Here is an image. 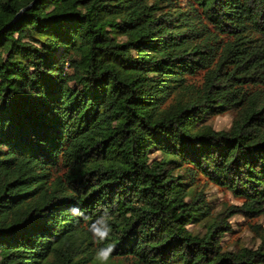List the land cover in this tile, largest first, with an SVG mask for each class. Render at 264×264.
<instances>
[{"label": "trees", "instance_id": "obj_1", "mask_svg": "<svg viewBox=\"0 0 264 264\" xmlns=\"http://www.w3.org/2000/svg\"><path fill=\"white\" fill-rule=\"evenodd\" d=\"M236 216L259 244L224 246ZM108 244L109 264H264V0H0V264Z\"/></svg>", "mask_w": 264, "mask_h": 264}, {"label": "rangeland", "instance_id": "obj_2", "mask_svg": "<svg viewBox=\"0 0 264 264\" xmlns=\"http://www.w3.org/2000/svg\"><path fill=\"white\" fill-rule=\"evenodd\" d=\"M212 124L218 130L232 129V116L227 113L215 116L212 120ZM2 170L7 171L10 178H14L17 174L13 166L4 167L2 168ZM76 170L77 167L70 170V172ZM205 190L208 193V197L211 199L217 209L221 208V205L223 204L233 205L240 204L242 202L241 199L235 198L229 191L215 187L213 185L205 186ZM251 216L254 217V215ZM251 219L242 216L234 217V231L224 238V246H227L229 249H239L245 246H255L259 244L262 238V232L256 231L255 228H253L258 220ZM117 264L132 263L130 261H123Z\"/></svg>", "mask_w": 264, "mask_h": 264}, {"label": "clouds", "instance_id": "obj_3", "mask_svg": "<svg viewBox=\"0 0 264 264\" xmlns=\"http://www.w3.org/2000/svg\"><path fill=\"white\" fill-rule=\"evenodd\" d=\"M68 211H70L73 216L83 215L78 207H73ZM88 231L96 241L104 242L109 239L112 232V226L111 216L107 210H105L104 214L98 217L96 221L89 226ZM113 252L114 246L112 244H108L105 247H99L93 258L94 264H109Z\"/></svg>", "mask_w": 264, "mask_h": 264}, {"label": "water", "instance_id": "obj_4", "mask_svg": "<svg viewBox=\"0 0 264 264\" xmlns=\"http://www.w3.org/2000/svg\"><path fill=\"white\" fill-rule=\"evenodd\" d=\"M34 3H32L31 5H33ZM29 7L25 8V9H28Z\"/></svg>", "mask_w": 264, "mask_h": 264}]
</instances>
